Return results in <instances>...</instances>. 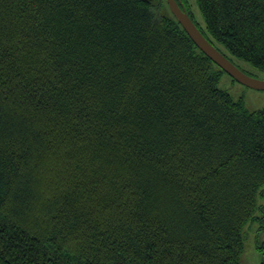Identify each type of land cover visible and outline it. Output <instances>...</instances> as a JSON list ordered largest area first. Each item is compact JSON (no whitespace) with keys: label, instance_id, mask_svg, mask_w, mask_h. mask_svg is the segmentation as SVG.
I'll use <instances>...</instances> for the list:
<instances>
[{"label":"trees","instance_id":"1","mask_svg":"<svg viewBox=\"0 0 264 264\" xmlns=\"http://www.w3.org/2000/svg\"><path fill=\"white\" fill-rule=\"evenodd\" d=\"M178 1L264 70V0H196L205 25ZM168 7L0 0V264H243L264 108L219 87Z\"/></svg>","mask_w":264,"mask_h":264},{"label":"rangeland","instance_id":"2","mask_svg":"<svg viewBox=\"0 0 264 264\" xmlns=\"http://www.w3.org/2000/svg\"><path fill=\"white\" fill-rule=\"evenodd\" d=\"M195 18L205 25L204 18L197 6L196 0H189ZM169 8V7H168ZM166 12H169L167 7H164ZM170 10V8H169ZM233 60L238 67L245 70L250 75L264 80V70L258 69L249 62H246L238 57H233ZM219 87L227 90L235 100L242 99L248 110L254 111L264 108V90L248 87L237 80H234L228 73H223L218 83ZM263 214V213H262ZM264 215V214H263ZM256 223L261 225L262 222L257 220ZM252 230V231H251ZM256 227L248 230L245 248L242 254L243 264H264V254L257 248L256 239L260 234L264 236V230L256 231Z\"/></svg>","mask_w":264,"mask_h":264},{"label":"water","instance_id":"3","mask_svg":"<svg viewBox=\"0 0 264 264\" xmlns=\"http://www.w3.org/2000/svg\"><path fill=\"white\" fill-rule=\"evenodd\" d=\"M170 11L184 27L196 45L208 55L218 66L240 83L259 90H264V80L249 75L233 63L218 48H216L198 28L191 16L183 9V3L178 0H166Z\"/></svg>","mask_w":264,"mask_h":264},{"label":"flooded vegetation","instance_id":"4","mask_svg":"<svg viewBox=\"0 0 264 264\" xmlns=\"http://www.w3.org/2000/svg\"><path fill=\"white\" fill-rule=\"evenodd\" d=\"M178 2H180V4H181V2H182V1H178ZM182 7H183V9H185V10H186V12L189 14V12L187 11V9H186V7H185V5H184V4L182 5ZM189 15H190V14H189ZM190 16H191V15H190ZM191 18H192V17H191Z\"/></svg>","mask_w":264,"mask_h":264}]
</instances>
